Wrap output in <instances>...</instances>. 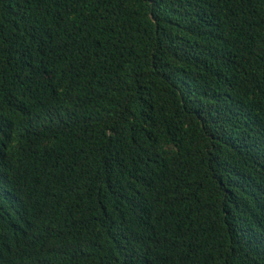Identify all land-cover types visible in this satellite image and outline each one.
<instances>
[{
	"label": "trees",
	"instance_id": "obj_1",
	"mask_svg": "<svg viewBox=\"0 0 264 264\" xmlns=\"http://www.w3.org/2000/svg\"><path fill=\"white\" fill-rule=\"evenodd\" d=\"M0 264H264V0H0Z\"/></svg>",
	"mask_w": 264,
	"mask_h": 264
}]
</instances>
